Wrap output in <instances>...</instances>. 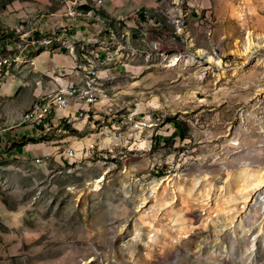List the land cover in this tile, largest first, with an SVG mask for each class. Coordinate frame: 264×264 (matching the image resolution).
Segmentation results:
<instances>
[{
    "label": "rangeland",
    "instance_id": "obj_1",
    "mask_svg": "<svg viewBox=\"0 0 264 264\" xmlns=\"http://www.w3.org/2000/svg\"><path fill=\"white\" fill-rule=\"evenodd\" d=\"M20 1L0 0V264H264V0H164L180 30L116 117L50 134L19 121L42 79Z\"/></svg>",
    "mask_w": 264,
    "mask_h": 264
},
{
    "label": "crops",
    "instance_id": "obj_2",
    "mask_svg": "<svg viewBox=\"0 0 264 264\" xmlns=\"http://www.w3.org/2000/svg\"><path fill=\"white\" fill-rule=\"evenodd\" d=\"M163 4L164 0H105L99 13L106 19V22H103L93 13L87 14L86 10L91 5L88 0L19 2L16 8L20 21L28 19L19 26H29V30H25L22 37L25 39L28 35L32 42L20 51L17 60L23 61L22 66L32 69L37 79L39 74L42 77L41 81L37 82L39 86L34 101L44 88L84 83L85 70L76 69L77 59L84 61L87 58L82 43H87L99 54L110 52L113 55L105 64L99 66L103 95L95 112L90 113L88 117H76V105L70 111L54 112L52 121L61 130L56 133H65L69 127L82 130L86 126H93L97 119L116 117L112 115L114 101L126 97L130 92L131 82L149 72L154 64L152 59L146 57L152 41L165 35L171 37L177 32L173 22L159 12ZM172 7L173 15L180 14L176 3H173ZM119 14L127 18L124 30L131 37L130 44L114 40L109 33L107 24L110 23H107V20ZM31 32H34V35ZM68 114H71V117L65 121L64 116ZM32 133L39 134L34 130Z\"/></svg>",
    "mask_w": 264,
    "mask_h": 264
},
{
    "label": "built area",
    "instance_id": "obj_3",
    "mask_svg": "<svg viewBox=\"0 0 264 264\" xmlns=\"http://www.w3.org/2000/svg\"><path fill=\"white\" fill-rule=\"evenodd\" d=\"M105 0H93L94 8H89L88 15H95L100 21L106 22L98 12L95 10L103 5ZM170 19L177 32L180 30L181 14L167 16ZM126 16L119 14L114 18L107 20L108 29L110 35L114 40L120 41V37L123 33H126L124 41L126 44L131 43V37L125 32ZM123 41V42H124ZM127 41V42H126ZM122 42V41H121ZM83 50L87 52L85 60L81 61L77 59L76 69L85 70V80L83 84H69L59 85L53 88H44L38 95L34 103L25 111H23L19 117L20 124L29 126L32 130L39 134H50L52 132H60V128L57 127L53 121L52 116L54 112H66L70 111L74 105L77 107L76 117L83 118L88 117L90 113L95 112L97 104L102 99V88L100 87V72L99 66L107 62L112 58V53L99 54L96 49L91 48L87 43L81 44ZM17 47L24 49L26 47L25 41L19 42ZM70 47V46H69ZM72 49V47H70ZM154 54L163 56L162 47L160 42H155L149 48V54L147 58L154 59ZM180 61L179 57H174L170 62L173 65H177ZM66 118L71 117V114L64 116ZM92 147V146H91ZM67 154L70 157H74L76 152L73 148L67 149ZM37 161H40L37 158Z\"/></svg>",
    "mask_w": 264,
    "mask_h": 264
},
{
    "label": "bare ground",
    "instance_id": "obj_4",
    "mask_svg": "<svg viewBox=\"0 0 264 264\" xmlns=\"http://www.w3.org/2000/svg\"><path fill=\"white\" fill-rule=\"evenodd\" d=\"M176 66V65H175Z\"/></svg>",
    "mask_w": 264,
    "mask_h": 264
}]
</instances>
